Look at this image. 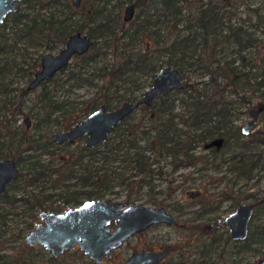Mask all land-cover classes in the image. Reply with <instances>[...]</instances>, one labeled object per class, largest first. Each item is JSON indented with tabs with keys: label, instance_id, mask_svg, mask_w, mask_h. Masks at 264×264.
I'll return each mask as SVG.
<instances>
[{
	"label": "trees",
	"instance_id": "obj_1",
	"mask_svg": "<svg viewBox=\"0 0 264 264\" xmlns=\"http://www.w3.org/2000/svg\"><path fill=\"white\" fill-rule=\"evenodd\" d=\"M30 1L36 3L29 5L28 12L23 11L22 4L27 6ZM110 1L114 4L110 5ZM120 1L82 0L75 9L67 0H21L16 11L7 14L0 25V34L8 22L13 30L22 31L24 35L38 31L50 49L63 45L72 33L85 34L91 39V45L85 53L72 57L75 61L65 80L88 85H94V76L101 80L99 101L87 99L81 105L52 98L44 89L46 82L41 83L38 110L32 113L34 122L20 133L13 128L10 116L21 113V103L0 99L2 108L9 112V118L0 121V138L6 140L3 157L13 158L18 168L17 178L0 195V244L2 241L19 243L22 239V230L4 239L7 216H16L15 209H23L32 221L37 212H56L77 204L78 196L83 200H103L110 188L116 186L125 189L122 199L125 205L138 203L144 195L143 188L154 175L158 178L164 175L162 166L157 165L159 161L168 160L175 170L203 158L194 153L196 145L213 139L221 144L225 142L234 121V109L232 102L225 99L226 91L237 95L239 87L253 91L255 84L256 90L262 88L264 94V54L256 51L253 57L247 58L241 53L251 46L258 49L256 39L243 25L230 24V19L226 18V0H159L160 16L167 24L159 39L154 38L157 31L149 17H141L138 12L131 20L123 21L119 10L113 9L121 5ZM147 1L131 3L137 8L147 6ZM59 6L63 7V12ZM42 9H48L46 17L38 13ZM35 10L38 12L31 13ZM250 10L257 13L259 9ZM225 44L235 46L238 51L233 53L237 55H226ZM107 55L113 63H103L92 71L94 73L82 76L80 70L84 73L87 66L101 62ZM3 64L0 62V77L5 73ZM162 65L179 72L183 82L181 89L158 96L150 106H139L136 109L140 110L139 114H134V110L125 116L102 144L91 148L76 144L63 153L56 165L51 158L41 159V155L51 153L52 149L65 147L54 144L51 133L68 129L99 105L109 110V95L117 103L135 101L137 90L143 85L150 86ZM246 66L249 68L244 71ZM73 67L78 71H73ZM65 69L67 65L58 72ZM252 69L259 72L250 73ZM140 72L149 77L143 84L133 78ZM192 76L195 77L191 79ZM52 79L53 76L48 81ZM11 90L0 84V94ZM174 91L179 93L176 103L175 99H169ZM238 146L241 152L233 155V168L239 177L251 178L252 170L257 167L256 159L249 154L248 142L242 141ZM46 184L59 189L56 196L62 200V207L50 208L47 204L51 195L44 194ZM166 189V197L170 198L174 189L170 185ZM161 193V190L153 192ZM156 195H150L146 203L164 208ZM216 226L223 225L219 222ZM263 237L264 227L259 233L248 231L244 242H233V254L252 250V245L260 243ZM226 241H230L228 237Z\"/></svg>",
	"mask_w": 264,
	"mask_h": 264
},
{
	"label": "rangeland",
	"instance_id": "obj_2",
	"mask_svg": "<svg viewBox=\"0 0 264 264\" xmlns=\"http://www.w3.org/2000/svg\"><path fill=\"white\" fill-rule=\"evenodd\" d=\"M132 1L134 0H121V5L113 9L115 11L119 10L122 17L124 8ZM226 1V10L228 11L226 18L230 19V24L232 26L243 25L246 31L250 32L256 39L258 49L251 46L242 50L241 53L247 58L253 57V52L256 51L259 55L264 54V0ZM32 3L36 2L30 1L26 3L27 6L22 4L21 9L28 12V7ZM113 4L114 1H110V5ZM58 8L62 12L64 11L62 6ZM250 9L259 10L257 13H250ZM39 11L35 10L31 13L38 12L40 15L43 14L41 15L43 17H46L45 15L48 14V9ZM160 11L159 0H148L147 6L134 9V14L139 12L141 13V17H149L154 22L155 26L153 28L157 31V35L154 36L156 39L161 38V35L165 33L167 28L166 22H163L160 16ZM1 31L0 62L4 63L5 73L0 77V84L4 87L12 88V90L1 93L0 99L6 102L12 101L13 104L17 102L21 103L22 111L16 115V122L13 125L15 131L20 133L21 130L25 129L24 117L27 116L29 118L31 125L34 122L32 113L38 110L37 101L42 90V85H40L33 90L24 92L23 96L19 98V94L22 93L21 91L25 89L28 82L27 76L29 78L32 76L30 74L31 67L36 70L42 54H55L63 45H57L50 49L49 43L45 42L41 33H37L38 31H31L27 35H24L22 31L13 30L9 22L5 29ZM148 40L151 39L149 38ZM224 48L226 55H231V57L237 55L235 52L238 50L235 46L225 44ZM233 51L235 52L233 53ZM74 61L71 58L67 64V69L63 72H57L53 76L52 81L45 83L44 89L47 91V94L58 101L66 100L76 105H81V102L87 99L99 101L98 89L101 87L100 78L93 77L92 81L94 85L78 84V80H65L67 71L72 69ZM103 63L108 65L113 63L111 56H105L101 62L87 66L84 69V73L83 70H80V73L82 76H88V74L94 73L92 71H96ZM236 63H238L237 60ZM248 68L247 66L244 67V71H247ZM73 71L77 72L78 69L73 67ZM250 71V73L255 74L259 72L258 70L254 71V69ZM135 75L137 76H133V78H136L138 83L143 84L149 79L143 72ZM191 75H195V73H191ZM194 77L190 78L193 79ZM148 87L143 85L141 89L137 90L136 96L139 97ZM239 88L240 90H238L237 95L226 91L225 99L230 101V103L232 102L231 104L234 109L232 112L234 113V121L232 129L225 135V142L221 144L213 139L196 145L194 153L203 155V158L192 165L179 167L175 170H172V166L167 163L168 160L159 161L157 165L162 166L164 175L161 178L154 175V178L142 190L144 195H142V200L138 203L153 207H157L158 205L147 204L146 202L149 200L150 195H156L153 192H158V190L160 192L161 190L162 193L156 195L158 196L157 201H161L165 205L164 208L178 221L177 227L174 229L156 227L134 235L114 250L109 258L104 261V264H116L119 261H123L133 251L158 250L161 248L169 250V254L162 264H198L204 263L206 260L209 264H257L258 260L264 256V237L260 243L252 245V250L244 252L241 255H234V246L226 241V229L216 226L219 223L218 221L221 222L237 206L241 204H254L256 207L248 231L259 233L262 232L264 227V94L262 93V88L256 90L255 84L253 87L255 90L253 91ZM261 94L262 97H260ZM177 96H179V93L175 91L171 92L169 99H175L174 103H176ZM108 98L110 103L109 110H113L120 105L113 96L109 95ZM258 107L262 109L257 115L255 125L248 136H243L240 133V127L252 119L249 111ZM11 109L13 110L14 108L12 107ZM139 112L140 110H136L134 114L138 115ZM6 118H9L8 114ZM242 141L249 143V154L252 158L256 159L257 167L252 170L253 175L251 178L239 177L233 168L234 161L232 157L236 153L241 152L238 145ZM5 144L6 140L0 138L1 158L6 151ZM78 144L80 145V143ZM73 147V145H69L67 147L54 148L51 150V153L41 155V159L51 158L53 164L56 165L61 161L63 153L66 154V151ZM50 154L55 155L51 156ZM169 185L171 189H174L170 198L166 197V187ZM45 188L44 194L51 195V201L47 202L50 208L62 207V200L56 196L59 193V189L54 190L51 184H46ZM186 190L198 192L199 196L195 200H189L186 196ZM124 194L125 189L117 186L112 187L103 200L122 202ZM77 201V204H79L83 199L78 196ZM14 213L16 216H7V232H5L4 239L10 238L18 230H22L24 236L32 229L33 224L37 222L35 219L31 221V217L23 209H15ZM18 244L15 242L5 244L2 241L0 250L16 248ZM206 249H209L211 252L207 253V259L201 258L200 254L206 251Z\"/></svg>",
	"mask_w": 264,
	"mask_h": 264
},
{
	"label": "water",
	"instance_id": "obj_3",
	"mask_svg": "<svg viewBox=\"0 0 264 264\" xmlns=\"http://www.w3.org/2000/svg\"><path fill=\"white\" fill-rule=\"evenodd\" d=\"M19 1L21 0H0V24L8 13L17 9ZM69 2L73 8L80 6V0H69ZM132 16L133 5L129 4L124 8L122 19L127 22ZM90 45L91 39L85 34L79 32L70 34L57 53L41 55L40 68L34 73L28 88H35L42 81L48 80L59 69L65 67L73 55L85 53ZM182 87L183 82L179 72L168 65H162L156 71L150 86L135 101H123L113 110H107L104 105H99L68 129L53 132L50 137L55 143H74L76 139H83V144L89 148L102 144L112 129L129 113L141 105L150 106L158 96ZM261 109L258 107L249 111L252 119L241 126L242 135L247 136L250 133ZM25 120L28 124V119ZM17 176L15 161L12 158L0 159V195ZM187 195L193 198L197 194L188 192ZM252 210L251 204H242L223 220L232 240L243 241L246 238ZM38 218L42 224L37 225L25 236L24 241L27 246L36 243L53 256H57L62 251L71 250L78 245L81 252L95 264L107 257L110 251L150 226L157 224L171 226L176 223L163 208H152L141 203L125 205L123 202L106 200H87L59 214L40 212ZM112 224L114 227L110 228ZM166 254V249L153 252L136 251L117 264H159ZM257 264H264V258Z\"/></svg>",
	"mask_w": 264,
	"mask_h": 264
},
{
	"label": "flooded vegetation",
	"instance_id": "obj_4",
	"mask_svg": "<svg viewBox=\"0 0 264 264\" xmlns=\"http://www.w3.org/2000/svg\"><path fill=\"white\" fill-rule=\"evenodd\" d=\"M70 3V2H69ZM80 3H81V0H80ZM130 4H132V3H130ZM71 5V4H70ZM129 5V4H128ZM133 5V4H132ZM79 8V7H78ZM75 9H77V8H75ZM134 9H135V7H134V5H133V15H134ZM16 11V10H15ZM12 13V12H11ZM9 14V13H8ZM6 17V16H5ZM4 17V18H5ZM3 18V19H4ZM132 18H133V16H132ZM3 22V21H2ZM1 25V24H0ZM64 45V44H63ZM74 56V55H73ZM41 57V56H40ZM69 63V62H68ZM67 63V64H68ZM40 68V58H39V66H38V68L36 69V70H34L35 68H33V67H31V73L30 74H32V76H31V78H29L28 77V82H27V84H26V87H25V89H23L21 92L22 93H20L19 94V98H21L22 96H23V93L24 92H26V91H29V90H33V89H35L36 87H38V86H40L41 85V83H43V82H47L48 80H46V81H42L41 83H39V85L38 86H36L35 88H28V84H29V82L31 81V79L33 78V75H34V73L38 70ZM62 69V68H61ZM60 70V69H59ZM58 70V71H59ZM57 71V72H58ZM56 72V73H57ZM55 73V74H56ZM54 74V75H55ZM53 75V76H54ZM30 76V75H29ZM2 102H6V101H3V100H1ZM3 106H1L0 105V121H3L4 119H6V116H7V114H8V116H9V112H8V110L7 109H3L2 108ZM260 113V112H259ZM258 113V114H259ZM20 114V113H19ZM16 115H18V113L17 114H15L14 116H10V118H11V121H12V125H14V123L16 122L15 120V117H16ZM25 119H28V124L26 123V120ZM23 122H24V127L25 128H29L30 126H31V124H30V120H29V118L26 116V117H24V119H23ZM241 128V127H240ZM62 131V130H61ZM250 132H251V130H250ZM241 133V132H240ZM250 134V133H249ZM248 134V135H249ZM247 135V136H248ZM50 136H51V134H50ZM244 136V135H243ZM50 139H51V137H50ZM51 141H52V139H51ZM53 142V141H52ZM54 144H56V145H61V146H69V145H76V144H78V143H80V144H82V145H84L83 144V139H76L75 140V142L74 143H67V142H62V143H55V142H53ZM98 145V144H97ZM85 146V145H84ZM96 146V145H95ZM86 147V146H85ZM87 148H89V147H87ZM3 158H10V157H3ZM3 158H1V159H3ZM13 159V158H12ZM14 160V159H13ZM16 164V163H15ZM18 169V168H17ZM7 187V186H6ZM6 189V188H5ZM188 192H193V190H186V196L188 197V195H187V193ZM194 193H196L197 195L195 196V197H193V198H189V200H195V198H197L198 196H199V193L198 192H194ZM84 201H87V200H83L82 202H84ZM81 202V203H82ZM81 203H79V204H75V205H72V204H70V205H67V207L65 208V209H63V210H60V211H54V212H49V211H40V212H46V213H55V214H59V213H63V212H65L67 209H70V208H75V207H77V206H79ZM242 205V204H241ZM252 206H253V210H252V214H251V217H250V220L252 219V215H253V212L255 211V207H256V205H254V204H251ZM240 206V205H239ZM150 207H152V208H163V207H159V206H157V207H153V206H150ZM238 207V206H237ZM236 207V208H237ZM235 208V209H236ZM168 214H170L165 208H163ZM234 209V210H235ZM233 210V211H234ZM232 211V212H233ZM40 212H37V214H36V218H35V220L37 221V222H35L34 224H33V227H32V229L30 230V231H32V230H34L35 229V227L37 226V225H39V224H42V221L38 218V214L40 213ZM231 212V213H232ZM230 214V213H229ZM228 214V215H229ZM171 215V214H170ZM227 215V216H228ZM172 217H173V215H171ZM226 216V217H227ZM225 217V218H226ZM174 218V217H173ZM224 218V219H225ZM175 219V218H174ZM223 219V220H224ZM223 220L221 221V223H222V228L224 227L225 228V226H224V224H223ZM250 220H249V223H248V227H247V235H248V228H249V224H250ZM175 221H176V223L175 224H173V225H171V226H167V225H164V224H157V225H152V226H150L148 229H146V230H149V229H152V228H156V227H166V228H171V229H174L175 227H177V225H178V221L175 219ZM218 222H220V221H218ZM114 227V224H112L111 226H110V228H113ZM226 229V228H225ZM145 230V231H146ZM29 231V232H30ZM28 232V233H29ZM27 233V234H28ZM27 234H25L24 236H22V239H21V241L19 242V244H18V247H16V248H12V249H4V250H0V264H95L87 255H85L84 253H82L81 252V250L79 249V247H78V245H75L71 250H64V251H62L59 255H57V256H53L51 253H49L48 251H46L45 249H43V247H41L40 245H38V244H36V243H34V244H32L31 246H27L26 244H25V241H24V238H25V236L27 235ZM226 237H228L229 238V242L228 243H230V244H232L233 245V242H237V243H240V242H244V240L246 239H244L243 241H234V240H232L231 238H230V236L228 235V231H227V229H226ZM247 237V236H246ZM211 245V244H210ZM117 249V248H116ZM116 249H114V250H116ZM162 249H166L167 250V254H166V256L163 258V260L159 263V264H162L163 262H164V260H165V258L168 256V254H169V250L167 249V248H161V249H158V250H144V251H148V252H153V251H160V250H162ZM114 250H112V251H110V253H109V255L107 256V257H105V258H103V259H101V261L98 263V264H104V261L107 259V258H109V256L114 252ZM141 251V250H140ZM133 252H136V251H133ZM133 252H131V253H133ZM209 252H211L209 249H206V251H204V252H202V254L204 255V257L203 258H206L207 259V256H208V254L207 253H209ZM244 253V252H243ZM262 258H264V256L262 257ZM261 258V259H262ZM127 259V258H126ZM125 259V260H126ZM260 260V259H259ZM258 260V261H259ZM124 261V260H123ZM119 262H122V261H119ZM118 262V263H119ZM258 263V262H257ZM117 264V263H116ZM198 264H209V262L206 260L204 263H198Z\"/></svg>",
	"mask_w": 264,
	"mask_h": 264
}]
</instances>
